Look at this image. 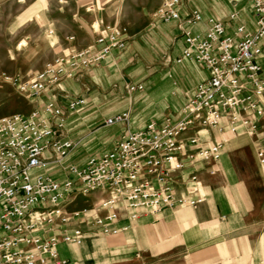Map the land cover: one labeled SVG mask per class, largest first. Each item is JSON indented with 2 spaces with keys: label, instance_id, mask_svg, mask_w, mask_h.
<instances>
[{
  "label": "crops",
  "instance_id": "crops-1",
  "mask_svg": "<svg viewBox=\"0 0 264 264\" xmlns=\"http://www.w3.org/2000/svg\"><path fill=\"white\" fill-rule=\"evenodd\" d=\"M162 1H75L66 29L60 21L42 23V43L48 50L43 65L72 48H98L96 38L106 26L117 24L124 31L123 48L113 49L99 65L82 67L72 77H63L31 102L32 108H41L47 100L67 108L74 97L84 98V104L68 115L63 131L74 143L71 151L80 144L71 136L72 128L85 125L89 118L94 121V133L105 135V144L91 156L108 151L128 132L150 121L161 123L168 116L177 120L196 85L208 78L209 72L201 63L175 62L184 47L182 27L175 20L163 22L153 16ZM192 9L200 11L204 19L221 20L228 34L238 25L255 30L250 0H182L178 11L183 17ZM232 13H237L233 19ZM204 28L201 23L191 30L198 33ZM68 35L75 40L68 41ZM128 83L143 88L128 94ZM124 112L127 120L105 123ZM241 114L258 124L254 134L243 127L231 132L227 117H223L222 129L192 127L180 137L185 147L178 157L184 168L172 175V186L177 196L200 198V202L165 208L155 216L144 213L134 220L119 207V218L110 225L117 232L104 235L93 225L95 217L104 215L96 200L84 206L90 209L85 219L68 226V231L82 229V244L60 242V258L66 264H175L177 258L181 264H264V165L256 156L257 150L264 149V128L262 120L252 113ZM189 138L198 143H187ZM215 141L223 142L218 161L190 157L199 147ZM53 168V177L60 179L65 174L61 168Z\"/></svg>",
  "mask_w": 264,
  "mask_h": 264
},
{
  "label": "built area",
  "instance_id": "built-area-1",
  "mask_svg": "<svg viewBox=\"0 0 264 264\" xmlns=\"http://www.w3.org/2000/svg\"><path fill=\"white\" fill-rule=\"evenodd\" d=\"M181 1L163 0L153 16L163 22L175 20L182 27L184 47L175 62L201 63L209 76L196 85L177 120L168 116L161 123L150 121L128 132L108 151L76 166L64 163L74 143L63 131L68 115L84 104V98L74 97L67 108L47 100L27 114L0 117V264H66L59 256L58 245L82 244V229L68 231V226L90 212L86 207L69 208L79 196L87 198L93 192L101 196L98 206L104 215L95 217L93 225L104 235L117 232L110 225L118 220L119 207L134 220L144 213L155 216L165 208L194 206L200 198L177 196L172 186V175L184 168L178 157L185 147L182 133L192 127L222 129L220 122L227 117L231 132L243 127L254 134L259 126L250 116L241 114L247 112L261 119L264 128V0H250L255 30L238 25L230 34L221 20L204 19L197 9L182 17L178 11ZM236 15L232 13L230 18ZM201 23L204 31L192 32L191 27ZM66 39L72 42L74 37ZM95 42L98 48L69 49L28 78L0 71V82L35 101L63 77H72L82 67L99 65L113 49L123 48L124 31L117 24L106 26ZM142 88L141 84L128 83L126 92ZM127 117L124 112L105 123L125 121ZM186 142L197 144L198 140L189 138ZM222 146V141H215L199 147L190 157L216 162ZM256 156L264 165V149L257 150ZM54 166L65 172L62 179L51 174Z\"/></svg>",
  "mask_w": 264,
  "mask_h": 264
},
{
  "label": "rangeland",
  "instance_id": "rangeland-1",
  "mask_svg": "<svg viewBox=\"0 0 264 264\" xmlns=\"http://www.w3.org/2000/svg\"><path fill=\"white\" fill-rule=\"evenodd\" d=\"M75 1L82 2V0H0V71L16 73L25 78L40 71L48 51L42 43L45 32L42 23L56 20L63 23L66 29V23L71 16L70 9L73 8ZM31 102L10 84L0 82V117L12 113L27 114L32 110ZM93 124L94 121L89 118L86 120V126L79 124L72 128L71 136L78 138L80 144L69 153L64 163L81 166L105 144L103 141L105 135L98 136L94 133L96 127ZM93 136L97 139L95 140ZM88 138L90 139L87 140ZM56 168L59 166H54L53 169ZM64 176L65 174L59 178L62 179ZM100 197L97 192L90 193L87 198L77 197L69 208L89 206ZM180 262L181 259L177 258L175 264H181Z\"/></svg>",
  "mask_w": 264,
  "mask_h": 264
}]
</instances>
